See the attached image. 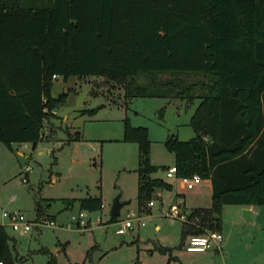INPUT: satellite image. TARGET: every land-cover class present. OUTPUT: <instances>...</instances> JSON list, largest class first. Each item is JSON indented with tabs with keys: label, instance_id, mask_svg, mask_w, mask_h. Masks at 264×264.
<instances>
[{
	"label": "trees",
	"instance_id": "16d2710c",
	"mask_svg": "<svg viewBox=\"0 0 264 264\" xmlns=\"http://www.w3.org/2000/svg\"><path fill=\"white\" fill-rule=\"evenodd\" d=\"M163 73L196 78L159 79ZM53 75L105 77L121 84L126 100L198 99L195 136L164 142L177 176L198 174L212 185L210 206L190 209L182 222L183 242L221 231L225 205H264V0H0L1 142L42 139L66 95H52ZM78 139V131L68 136ZM124 139L137 143V203L148 210L155 191L171 184L152 175L163 167L150 162L146 127L126 118ZM101 205L97 196L78 201L80 210ZM13 240L0 224L5 264L19 259Z\"/></svg>",
	"mask_w": 264,
	"mask_h": 264
},
{
	"label": "rangeland",
	"instance_id": "374dc122",
	"mask_svg": "<svg viewBox=\"0 0 264 264\" xmlns=\"http://www.w3.org/2000/svg\"><path fill=\"white\" fill-rule=\"evenodd\" d=\"M173 77L196 78L158 75ZM64 92L54 109L56 116L45 121L35 146L0 141V224L14 238L10 245L19 258L14 264H49L51 259L55 264H264V205H252L249 220L242 206L223 207L221 251H186L182 221L169 217L170 207L191 209L208 206L211 200L208 180L202 178L188 189L180 176L165 174L174 165V155L164 142L171 136L179 140L195 136L190 118L198 99L126 100L121 84L101 76H57L52 95ZM126 118L133 126L147 128L150 162L163 167L152 175L171 184L161 190V198H152L148 210H140L137 203L138 146L124 139ZM77 131L79 139L69 141ZM118 194L125 204L117 221H111V205ZM88 196L100 197L103 207L80 210L79 199ZM64 199L74 202L67 206ZM3 212L22 213L30 223L28 232L12 230ZM79 212L84 213L85 226L77 227L70 219ZM128 212H140L144 224L135 223L117 234L119 221Z\"/></svg>",
	"mask_w": 264,
	"mask_h": 264
},
{
	"label": "built area",
	"instance_id": "2783aa9c",
	"mask_svg": "<svg viewBox=\"0 0 264 264\" xmlns=\"http://www.w3.org/2000/svg\"><path fill=\"white\" fill-rule=\"evenodd\" d=\"M53 78H56V75H53ZM166 176L167 177H173L176 174V167L173 165L166 169ZM181 182L182 184L188 188L191 189L195 186V183L202 178L198 174H194L191 176H181ZM25 181V179H23ZM153 205V200L149 201L147 206L151 207ZM103 205H101V208ZM169 217L176 218L181 220L182 222H190L188 219L189 211L182 208H169ZM2 216L5 218H8L9 220V226L14 231H21L23 233H27L30 228V223L25 218V216L20 212H3ZM143 216L140 212L134 213V212H128L126 213L125 218L121 219L119 221V227L116 230L117 234H124L127 232L128 229L133 228L134 224L143 225ZM71 221L75 224L77 223L79 226H85L87 221L84 220V213L79 212L78 215H71ZM49 225H54L53 221L47 222ZM76 224V225H77ZM81 225V226H80ZM71 227V226H70ZM223 236L222 232L218 230H206L203 234H193L188 235L186 239L184 240V249L191 253H204L209 249H216L220 250L221 248V242H222ZM0 264H5L2 260H0Z\"/></svg>",
	"mask_w": 264,
	"mask_h": 264
},
{
	"label": "water",
	"instance_id": "95a60500",
	"mask_svg": "<svg viewBox=\"0 0 264 264\" xmlns=\"http://www.w3.org/2000/svg\"><path fill=\"white\" fill-rule=\"evenodd\" d=\"M159 117L161 118L162 114H160ZM124 204L125 203L120 200V194H118L112 202L110 214L118 216L120 214V210L124 206ZM244 217L248 220L250 219V211L248 209L244 210Z\"/></svg>",
	"mask_w": 264,
	"mask_h": 264
},
{
	"label": "crops",
	"instance_id": "0c3cea01",
	"mask_svg": "<svg viewBox=\"0 0 264 264\" xmlns=\"http://www.w3.org/2000/svg\"><path fill=\"white\" fill-rule=\"evenodd\" d=\"M208 180V185H209V187H210V189H211V193H212V185H211V181H210V179H206V181ZM161 190L162 189H157L156 191H155V194H154V197H157V198H161ZM184 202V201H183ZM183 204H185V203H183ZM210 204H211V200H210ZM210 204L208 205V206H196V207H209L210 206ZM240 206H242L243 208H245V209H249V211L251 212V210H252V205H248V206H245V205H240ZM192 208H195V207H192ZM191 208V209H192ZM184 209H186V210H190V209H188L187 207H184ZM221 232H222V230H221ZM222 248V247H221ZM221 248H220V250H216V249H213V250H216V251H221ZM209 250H212V249H209ZM208 251V250H207Z\"/></svg>",
	"mask_w": 264,
	"mask_h": 264
}]
</instances>
